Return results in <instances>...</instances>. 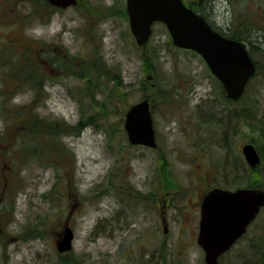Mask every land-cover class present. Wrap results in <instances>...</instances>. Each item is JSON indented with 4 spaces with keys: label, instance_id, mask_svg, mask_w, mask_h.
Returning a JSON list of instances; mask_svg holds the SVG:
<instances>
[{
    "label": "rangeland",
    "instance_id": "1",
    "mask_svg": "<svg viewBox=\"0 0 264 264\" xmlns=\"http://www.w3.org/2000/svg\"><path fill=\"white\" fill-rule=\"evenodd\" d=\"M31 1L0 0V89L11 88L0 96V264H205L196 242L202 194L252 179L264 189V52L254 48L259 73L233 101L196 52L172 44L162 23L138 46L125 0H78L65 9L37 0L36 19L16 22L14 13L28 12ZM227 5L228 33L244 38L253 30L251 40L264 49V0ZM26 55L36 65L26 69L37 92L19 87L6 65ZM150 55L158 73L144 62ZM144 96L157 148L129 144L123 128L127 107ZM13 104L30 105L46 122L76 125L58 135L60 164L48 157L15 163L10 150L26 126L13 131ZM245 143L260 154L253 172ZM33 144L20 140L24 149ZM66 223L72 248L58 252ZM248 248L264 264V206L217 264H234Z\"/></svg>",
    "mask_w": 264,
    "mask_h": 264
},
{
    "label": "water",
    "instance_id": "2",
    "mask_svg": "<svg viewBox=\"0 0 264 264\" xmlns=\"http://www.w3.org/2000/svg\"><path fill=\"white\" fill-rule=\"evenodd\" d=\"M56 7L75 5L77 0H46ZM130 30L137 45L144 46L154 21L165 24L172 43L191 49L205 61L219 80L225 97L237 100L256 70L248 49L242 41L221 35L205 19L184 5L182 0H126ZM123 128L131 144L156 147L155 129L148 96L129 105L124 113ZM248 166L253 168L260 156L252 143L241 146ZM264 205V189L213 187L200 201V218L196 242L204 252L206 264H216L219 257L241 237L249 223ZM164 233L167 230L163 225ZM74 233L66 223L59 234V252L71 249Z\"/></svg>",
    "mask_w": 264,
    "mask_h": 264
},
{
    "label": "trees",
    "instance_id": "3",
    "mask_svg": "<svg viewBox=\"0 0 264 264\" xmlns=\"http://www.w3.org/2000/svg\"><path fill=\"white\" fill-rule=\"evenodd\" d=\"M32 2V8H30V10L26 13H23L22 11H14L17 15L16 18V22H21L23 24H25L26 20H33L36 19V16H38V14L40 13V9H39V5H38V1L37 0H33ZM44 4L47 2H43ZM37 6V7H36ZM50 7V5L48 6ZM261 30L264 31V27L261 28ZM252 31H247L246 32V36H244V38H242L241 36H239L237 33L235 34L233 33H224V35L237 39V40H242L246 43V45L248 46V51L250 53V56L253 58L255 64H256V70L254 75L249 79L248 84L258 75L259 73V61L254 58V48L261 50L262 52H264V49H261L255 42H253L251 40V33ZM246 40V41H245ZM27 52V51H26ZM26 61H22L24 63H21L20 65H17V62H14L11 66H9L7 63L6 65L8 66V70L12 73V78L15 79L16 81L18 80V82L20 84H17L19 87L21 85L24 84H32L35 86V88H33L35 90V92H37V88L38 86H36V82L34 80L33 77H31V73H29V70L26 69L27 67H29V65H31V68H35L36 65L32 63V59H30L28 57V55H26ZM34 62V61H33ZM144 62L148 65V68H150L149 70L158 73V71H156V55L152 56L150 55V57H147ZM25 72V73H24ZM219 83V82H218ZM247 84V86H248ZM219 86L221 87V84L219 83ZM11 91V88H7L5 91L2 90V87L0 89V96L4 97L9 95ZM37 98L38 96H34L31 100V102H33L31 105H36L37 102ZM166 101H168V99H166ZM22 107V108H20ZM12 113L13 114H19L18 116V120L15 121L16 125L13 128V131L15 130V128H17L18 126H26L24 129L22 130H17L20 131V133L17 135V138L13 144V146L11 147L12 150L11 153L13 154V157H15L14 161L17 164L18 161H21L22 163L30 158H41V157H48L50 159H52L53 161H55L57 164H60V160L64 159L65 156V150L63 149L64 146L62 145V143L60 142V139L58 137L60 132H64V131H71L75 128L76 125L71 126L68 125L66 123H62L61 121L58 120H52V121H45L40 117L36 112H35V108L33 109V111H29L30 110V105L29 108L23 107V106H17L15 104H13V106H11ZM28 112H27V111ZM21 112H25V113H21ZM229 118H231V115H227ZM240 116H242L240 114ZM246 120L249 122L250 125L252 126H258V121L255 120V117L253 116V114L248 113L245 116ZM26 122V123H25ZM227 122V121H226ZM14 123V124H15ZM80 124V123H78ZM226 128L228 126V124H225ZM29 138L30 141H32L33 146L30 148H26L24 149L23 147L20 146V140H24V138ZM35 141V142H33ZM231 167V166H230ZM257 165L254 168H250L249 170L251 172H253L256 169ZM15 169V168H14ZM228 170V169H227ZM246 187H261L259 182L256 179H252L250 181L247 182ZM256 251H253L251 249H245L243 250V252H241L240 255H238V257H236V260L234 261V264H257L256 263ZM222 258V256H221ZM220 258V259H221Z\"/></svg>",
    "mask_w": 264,
    "mask_h": 264
},
{
    "label": "flooded vegetation",
    "instance_id": "4",
    "mask_svg": "<svg viewBox=\"0 0 264 264\" xmlns=\"http://www.w3.org/2000/svg\"><path fill=\"white\" fill-rule=\"evenodd\" d=\"M182 2L201 15L211 27L219 32L228 33L227 29L231 28V21L226 16V12L230 9L227 5L229 0H182ZM162 202V205L166 208L167 202H169L168 197L163 199Z\"/></svg>",
    "mask_w": 264,
    "mask_h": 264
},
{
    "label": "bare ground",
    "instance_id": "5",
    "mask_svg": "<svg viewBox=\"0 0 264 264\" xmlns=\"http://www.w3.org/2000/svg\"><path fill=\"white\" fill-rule=\"evenodd\" d=\"M227 189H229V188H227ZM232 190V189H231Z\"/></svg>",
    "mask_w": 264,
    "mask_h": 264
}]
</instances>
